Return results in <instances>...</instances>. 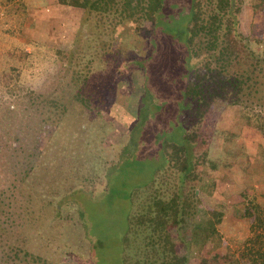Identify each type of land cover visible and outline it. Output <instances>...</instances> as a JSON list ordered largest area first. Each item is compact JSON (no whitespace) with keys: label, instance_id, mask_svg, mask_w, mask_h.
<instances>
[{"label":"rangeland","instance_id":"1","mask_svg":"<svg viewBox=\"0 0 264 264\" xmlns=\"http://www.w3.org/2000/svg\"><path fill=\"white\" fill-rule=\"evenodd\" d=\"M194 1L165 0L149 57L119 71L126 55L148 52L135 23L57 0H0V211L29 215L36 254L143 263L136 242L147 225L133 207L147 194L173 196L184 175L183 187L204 189L211 217L221 214L212 264H264V0H197L203 26L241 41L223 69L205 65L203 32L193 53L181 35ZM50 95L67 108L58 127L41 112ZM170 141L191 157L195 149L197 169L185 174L177 150L168 164ZM71 185L84 188L65 192ZM57 200L59 217L47 205ZM5 218L0 256L16 240Z\"/></svg>","mask_w":264,"mask_h":264},{"label":"trees","instance_id":"2","mask_svg":"<svg viewBox=\"0 0 264 264\" xmlns=\"http://www.w3.org/2000/svg\"><path fill=\"white\" fill-rule=\"evenodd\" d=\"M10 1V0H7ZM59 3L77 6V7H83L89 11L93 12H101L103 14L111 15L113 18H120L123 19L124 23L127 21H131V23H135L134 33L137 35L135 37L142 38L145 37L147 44V54L143 56H137L135 53L128 54L124 58L125 60H122L121 65H119V71H125L127 69H138L141 68V59L142 57L146 56L147 58L150 55L151 50L155 47V41H154V30L156 28V24L160 22L161 19V10L164 7L165 0H57ZM192 14L190 15V18L188 19L187 23L184 27V29H181V35L184 36L185 42L188 45V47L191 49V52L193 53L194 47L197 46V41H195V37L199 34V32H203L202 35H200V39L198 41L204 42L205 53H206V61L205 65L208 67H211V64H219L221 62L222 69L226 67L224 65V61L226 60V57H228L229 53L236 52L237 46L241 41H234L236 38L228 37L230 41H224L222 40L218 33V30H214V28L211 25H204V23L201 22L200 17H198V11L197 6H199L197 0L194 1ZM231 5H234L235 1L232 0ZM112 18V19H113ZM197 20H199V26L200 31H198L197 27ZM158 22V23H157ZM192 22V26L190 25ZM190 23V24H189ZM142 25V26H141ZM180 36V35H179ZM180 36V37H182ZM241 44V43H240ZM198 45H200L198 43ZM226 46V47H225ZM73 54V53H72ZM127 60V61H126ZM213 65V66H214ZM192 66L189 64V76L190 72L193 70L191 68ZM213 68V67H212ZM220 69V68H219ZM253 72V70H252ZM188 76V80H189ZM247 78L250 79V76H247ZM85 81V79H84ZM240 81H237L234 79L232 81V85L236 87H240ZM85 84V83H84ZM86 88H88L90 85L85 84ZM85 89V88H84ZM84 93L85 100L83 98V101L86 102L88 98L85 91H82ZM144 93V90H143ZM188 91L184 88V97L187 100V105L189 108L190 103L188 102L187 97ZM39 97V96H38ZM41 108L43 114L47 115V119L51 122L50 124L54 125L55 127H58L62 117L66 114L67 108L65 105L59 100V98H56L54 96H45L41 97ZM186 106V105H185ZM185 108V107H184ZM185 110V109H184ZM260 129L263 132L264 136V124L262 123L260 125ZM186 132L184 127V133ZM183 133V137H184ZM185 141L182 139L181 142ZM176 143V142H167L165 144L166 154L169 156V162L168 164H171L172 156L171 152L172 150H177V152L183 154L186 162L184 163L183 167L181 168L182 171H185V174L189 172H193V170L197 169V152L193 151L191 157L186 149V146L184 143ZM193 146L196 145V141L191 143ZM0 150H3V147H0ZM33 166H26L23 167V170L21 172V178L20 182L22 187L27 186V178H29L31 170ZM180 171V172H182ZM182 178V179H181ZM180 184H179V191L183 189V180H185L184 175L181 176ZM15 186V185H14ZM94 185H92L93 187ZM83 189V186L76 185L75 187L71 185L70 187L65 189V192L68 191L69 194H74L79 189ZM59 192L56 194H52L55 197L59 196ZM153 198H156L155 196ZM151 199V198H150ZM172 202L175 201V199L172 197ZM63 203V200H57L54 202H49L47 205L53 204L54 209L56 211V216L59 217L61 205ZM3 213V214H2ZM5 214V221L6 219L11 220V228L14 229V226L17 227L15 231H13V236H15L16 240L12 243H7L6 249L3 250V254L0 256V260H2L1 264H65L63 262H51L47 260V258H43L40 254H36L34 251L30 250L29 243L34 239V236L32 234H29L26 230L28 227H26L27 223L29 222L28 217L29 215L25 213H19L17 215H14V213H10L9 215L4 212V210L1 209L0 211V223L4 222V219L1 220V217ZM17 220V221H16ZM27 221V223H24ZM19 227H21V230H19ZM0 229L2 230L0 233V238L4 235L10 234V230H6L4 228V224H0ZM39 231V229H38Z\"/></svg>","mask_w":264,"mask_h":264},{"label":"crops","instance_id":"3","mask_svg":"<svg viewBox=\"0 0 264 264\" xmlns=\"http://www.w3.org/2000/svg\"><path fill=\"white\" fill-rule=\"evenodd\" d=\"M182 188L180 192L178 186L169 198L164 194L143 196V192L133 207L141 225H147L140 230L141 238L132 242L137 243L143 262L137 264H212L211 235L217 234L221 214L211 217L210 206L202 199L203 188ZM134 249L131 245L130 250Z\"/></svg>","mask_w":264,"mask_h":264}]
</instances>
